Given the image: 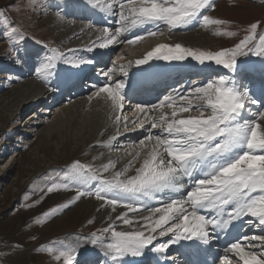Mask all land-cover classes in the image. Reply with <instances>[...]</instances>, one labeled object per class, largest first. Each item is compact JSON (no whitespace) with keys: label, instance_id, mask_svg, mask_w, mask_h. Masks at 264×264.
<instances>
[{"label":"snow or ice","instance_id":"6c2138e0","mask_svg":"<svg viewBox=\"0 0 264 264\" xmlns=\"http://www.w3.org/2000/svg\"><path fill=\"white\" fill-rule=\"evenodd\" d=\"M26 3L31 9L40 7V0H26ZM87 3L118 16L115 23L119 26L114 31L107 26L102 28L101 38L95 42L100 49L120 43L123 34L137 27L158 28L163 24L171 31L195 24L208 27L224 23L205 14L214 8L213 0H87ZM17 24L6 13L0 15V31L9 39L11 34L23 40L25 37ZM258 28L264 31L259 22L251 23L247 34L229 48L204 51L179 43H164L135 61L137 66L151 68L152 61L171 64L191 60L203 68L214 65V76L200 86L188 88L180 84L172 89L175 95H166L156 103L135 105L136 113L146 117L139 120L138 128L147 135L128 153L132 159L122 170L105 177L102 173L115 168L113 162L97 170L77 160L70 166L64 182L47 186L45 195L70 189H75V195L43 213L45 217L68 209L83 197H94L109 218L108 208L112 212L124 211H119L111 223L96 232L87 236L78 234L72 242L62 241L37 251H46L53 264H129V257L133 258L130 264H175V258L168 255L172 244L190 241L208 252L213 240L219 239L218 229L227 236V230L232 227L258 224L262 234L236 238L225 252L237 257L235 264H264V111L261 110L264 109V34L258 35ZM216 34L233 35L232 32ZM147 35L154 36L156 32L149 30ZM141 39L143 36L137 35L127 43ZM51 52L42 71L55 77L49 85L54 91L75 87L77 76L71 69L64 76L55 73L56 61H65L74 68L93 63L91 59L69 60L66 53L56 48ZM249 57L259 59V69L249 66ZM16 59L23 62L24 57L17 52ZM257 72L260 85L254 89L252 74ZM112 74V69L103 73L109 81ZM93 87L96 89L93 96L105 99L115 115L117 134L107 141L111 145L118 142L120 113L126 110L129 84L118 79ZM177 98L183 103H178ZM192 98L203 103L194 104ZM165 109L171 110L170 116ZM193 109L196 115L191 114ZM153 114H158L156 119ZM123 119L126 126L127 118ZM153 129L161 132L154 133ZM184 178L188 179L187 185L182 183ZM144 211L148 215H143ZM116 221L131 230H117ZM158 236L169 238L154 243ZM149 253L156 255L149 259ZM138 257L141 259H135Z\"/></svg>","mask_w":264,"mask_h":264},{"label":"rangeland","instance_id":"374dc122","mask_svg":"<svg viewBox=\"0 0 264 264\" xmlns=\"http://www.w3.org/2000/svg\"><path fill=\"white\" fill-rule=\"evenodd\" d=\"M80 1L40 0V7L31 9L26 0H0V15L6 13L9 18L17 21V27L25 37L21 40L18 36L9 34L11 37L9 39L0 31V264H53L51 256L46 251H37V249L41 247L47 249L54 244L59 245L62 241L72 242L78 234L87 236L111 223L118 210L124 211L117 209V212H112L111 208H108L109 218L104 209H100V202L94 197H83L62 212L49 217L42 215L75 195V189L67 192L61 190L60 194L45 195L47 186L51 183L64 182V177L74 161L91 164L94 169L99 170L104 164L109 163L105 161V155L102 153L106 147L111 150L115 168L102 175L110 177L112 172L122 170L127 165L128 159L125 157L133 151L131 149L135 148L139 141L137 139L139 135L134 134L139 121H135L127 122L126 126L120 125L118 129L120 134L132 131L129 141L96 146L94 139H98L99 136L94 132L99 126L100 131L104 133L110 130L117 132V129L114 123H105V118H110L109 116L103 117L101 125L98 123L95 129L88 126L91 104L87 105V102L81 109L83 111L80 112L81 117H77L78 103L83 98L93 95L96 90L91 87L94 83L89 80L95 78L94 80L108 81L103 73L112 69L116 76H111V79L129 81L130 72L128 70L126 72L125 68L132 66L134 59L130 58L132 56L128 50L140 48L139 53H146L149 42H151L150 46L152 42L170 45L179 43L195 50L217 51L232 47L242 39L251 23L259 22L264 26V0H213L214 8L205 14L223 21L222 25L204 27L198 24L188 30L171 31L164 26L152 30L156 35L145 36L146 39L144 37L141 43H125L119 46L114 54L105 57L106 61L98 63L102 64L104 70L94 68L88 71L83 78L81 87L83 90L78 91L79 95H74L75 92L70 89H64V95L57 96L49 86L52 81L42 71L43 63L52 55L51 49L56 48L58 52L66 53L69 60L85 61L89 59V54L93 50V48L92 50L80 48L77 44L80 40L79 35L71 36L69 33L70 29L75 30L71 24L74 20L70 14L77 13L73 9ZM81 21L85 23L81 19L75 20V22ZM91 29L95 28L91 26ZM217 32H232L233 35H218ZM257 32L258 35L264 34L262 28H258ZM68 49H73L74 52L68 53ZM17 52L24 57L23 62L17 61ZM248 60L249 66L260 67L257 57H249ZM60 67L62 76L66 75L69 69L74 68L65 61ZM84 67H87V63L80 68ZM125 73H128L127 76ZM213 76L214 73L209 77H191L184 80H187L188 88H191L206 83ZM28 82H31L35 88H23ZM184 93H187V89ZM47 99L49 102H45ZM192 99L194 104L203 103L195 98ZM177 102L183 103L179 98ZM46 104L50 105L46 108L47 111L43 112L42 108L47 107ZM58 108H63L65 113H71L73 110L72 115H68L65 120L59 119L56 116ZM255 108L253 106L254 110ZM165 111L170 116L171 110L165 109ZM191 114L196 115V110L193 109ZM51 124L56 127H51ZM103 137L104 135L101 139ZM98 155L102 158V162L94 159ZM87 203L95 207L93 212ZM98 209L100 211H97ZM129 215L133 214L129 213ZM38 220L42 222L38 223ZM257 227L260 226L257 224ZM116 229L131 230L122 228L121 221H116ZM160 238L161 241H166L169 237L158 236L157 242ZM220 259L223 263L231 264L229 255H221ZM221 261L218 259L217 262Z\"/></svg>","mask_w":264,"mask_h":264},{"label":"bare ground","instance_id":"6f19581e","mask_svg":"<svg viewBox=\"0 0 264 264\" xmlns=\"http://www.w3.org/2000/svg\"><path fill=\"white\" fill-rule=\"evenodd\" d=\"M83 4L84 6H78L79 4ZM54 7V6H53ZM73 11L75 12H77L76 14H73V13H71L70 14V16L72 17V20H74V22H71V24L74 26V28H75V30H71L70 29V34H71V36L72 35H74V34H76V35H79L78 37H80V40L77 42V44L79 45V47L80 48H83V47H85V48H93V50L92 49H90V50H92L91 52V56H90V58L89 59H91L92 61H93V63H95V65L93 66L94 68H97V69H102V70H104L105 68H102V64H100V65H98V64H96V63H98V62H100V61H104V58L105 57H109V56H111L112 54H114L115 52H116V50L118 49V47L119 46H121V45H123V44H125V43H127V40H129V39H133L135 36H137V35H141V36H143V38L146 36H148L149 37V35H147V32H148V29H149V27L150 26H142V27H137V28H135L134 30H132V31H130V32H128V33H125V34H123L119 39H120V43H115V44H113V45H111L109 48H107V49H100L99 47H98V45H95V42L97 41V39L98 38H101V30H102V28L103 27H110V29L112 30V31H114L115 30V28L117 27V26H119L118 24H116L115 23V21L118 19V16H113V15H111L109 12H106V11H103L101 8H96V7H93V5L92 4H89V3H87V0H81L80 2H77L76 3V5H75V7H74V9H73ZM70 18V17H69ZM79 19H81V20H84L85 21V23H82V21L81 22H75V20H79ZM66 22H67V20H65ZM196 25H198V24H195V25H191V26H188V27H185V28H178V29H187L188 30V28H191L192 26H196ZM61 26H63V25H61ZM91 26L93 27V28H95L94 30H90V28H91ZM164 26H167V25H163V24H161L158 28H161V27H164ZM64 27H66V26H64ZM63 27V28H64ZM168 27V26H167ZM62 28V29H63ZM155 25L152 27V28H150V30L152 31V30H155V29H158ZM186 31V30H185ZM73 32V33H72ZM143 32H146V33H143ZM177 32V31H176ZM182 32H184V31H182ZM175 33V32H174ZM180 33H181V31H180ZM179 33V34H180ZM175 35H178V34H176L175 33ZM184 35V34H183ZM173 36H174V34H173ZM179 36V35H178ZM146 37H145V39H146ZM176 37V36H175ZM186 37V36H185ZM182 38V37H181ZM79 39V38H78ZM140 41H142V39L140 40ZM140 41H138V42H140ZM147 42V41H146ZM141 43V42H140ZM150 43L151 42H149V44H148V48L146 49L147 50V52L148 51H150L153 47H155V46H157V45H159V43L158 42H156V43H153L152 42V45L150 46ZM161 44V43H160ZM95 45V46H94ZM141 45V44H140ZM215 47V46H214ZM127 50V49H126ZM121 51V50H120ZM129 52H130V54H131V56L132 57H130V58H132V59H134L133 60V64H132V66L129 68H126L130 73H131V75L133 74V75H137V76H140V75H153L154 73H159V72H161L162 70H164V69H166V68H171V67H174V66H176V65H179V63H176V62H173V63H171V64H168V63H166V62H162V61H152L151 62V64H152V67L151 68H149L147 65H143V66H137L136 64H135V61L137 60V59H140V58H142L146 53H143V52H141V53H139V51H140V48H136V49H134V50H128ZM90 55V54H89ZM88 55V56H89ZM120 56V55H119ZM88 59V60H89ZM63 61H56V64H57V67L55 68V73H58L60 76H61V67H60V64L62 63ZM93 63H87V65H89V68L90 67H92V64ZM194 63L195 64H197L196 66H193L196 70H194L195 72H200V71H202V68L200 69L199 67H200V65L197 63V62H195L194 61ZM107 64V63H106ZM125 65V64H124ZM180 67H183V66H187V64H182V65H179ZM211 66H214V65H211ZM255 66V65H254ZM92 67V68H93ZM126 67H127V65H126ZM197 68H199V69H197ZM84 69H86V68H73L71 71L72 72H74V73H77V75H78V72H81V74H83L84 75ZM96 69V70H97ZM148 70V71H147ZM205 70V69H204ZM147 71V73H145L144 74V72H146ZM142 73V74H141ZM83 75H81V77L83 76ZM112 76H116V74L115 73H113L112 74ZM78 76H76V78H77ZM117 77H119V76H117ZM143 77H145V76H143ZM47 78L48 79H50L51 81H52V83L54 82V80H55V77L54 76H48L47 75ZM113 79H115L116 80V78H112L111 79V81L113 80ZM185 78H182L181 80H180V82H186V80H184ZM186 79H188V78H186ZM96 81V80H95ZM111 81H100V84L99 85H103V84H105V83H109V82H111ZM114 81V80H113ZM125 82L126 83H128V81L127 80H125ZM135 82H137V81H135ZM130 85V84H129ZM93 86V85H92ZM23 88H25V89H31V88H35L34 86H33V84L31 83V82H28V83H25L24 85H23ZM77 88V87H76ZM94 88V87H93ZM175 88H177L176 86H175ZM175 88H170V89H175ZM24 92V91H23ZM56 93H57V96H63L64 95V90H61V91H55ZM172 92V91H171ZM174 93V92H173ZM77 95H79V93L77 94ZM90 97H92L91 99H90ZM51 99V98H50ZM49 99V100H50ZM157 99H159V98H156V99H154L153 97H151V100L150 101H148L149 100V98H146L145 99V103H149V104H151V103H155L156 101H157ZM80 101V100H79ZM45 102H48V99L45 101ZM87 102V105L88 104H91V106H90V111H89V113H88V116H89V120H87V122H88V126H92V127H94V129H95V125H97L98 123H100V125H101V122H102V118L103 117H105V116H109L110 118H105V120H106V124H112V123H114V127H116V129H117V126L115 125V115H114V113H113V111H112V109H111V107H110V104L108 103V102H106V100L105 99H103V98H100V97H94L93 95H91V96H88L86 99L85 98H83L82 99V101H80V103H78L79 105H78V108H76V109H78V111L77 110H75V111H77L78 112V115H77V117H81V114L82 113H80V112H83V111H81V109H83V107H84V104ZM126 102H127V100L125 101V105H126ZM76 105V104H75ZM132 106L131 107H135V103H132L131 104ZM15 107V106H14ZM76 107V106H75ZM127 107H129V104H127L126 106H125V109L127 108ZM68 108V107H67ZM66 108V109H67ZM86 108V107H85ZM85 108H84V110H85ZM88 108V107H87ZM96 108V109H95ZM43 109V112H46L47 111V109L46 108H42ZM59 110L56 112V116L59 118V119H67V117H68V115H72V112H73V110H72V112L71 113H65V110L63 109V108H58ZM68 111V110H67ZM40 113V112H39ZM75 114V113H74ZM120 115L122 116V120H121V123H120V125H125V121H124V117H126L127 118V122H132V123H134L135 121H139V120H141V119H146V117L143 115V114H137L136 113V111H135V109H133L132 110V108L130 109V108H127L126 109V111H125V114H123L122 115V113H120ZM156 116V117H155ZM157 116H158V114H153V119H156L157 118ZM71 117V116H70ZM69 119V118H68ZM51 127H53V128H55L56 126L55 125H53V124H51ZM146 127H149V125H146ZM101 130V128H100V126H99V128L94 132V133H97V136H99V138L98 139H94V142H95V144H96V146L97 147H99V146H103V145H105L104 143H107V141L110 139V137L112 136V135H114V134H117V132H114L113 130H110V131H108V132H101L100 131ZM78 131V130H77ZM154 133H159V132H161V129H153L152 130ZM131 134H132V131H129L127 134H120V132L118 131V142H120V141H129L130 140V138H131ZM134 134H138L139 136H138V140H140V139H142L144 136H146L147 135V133L145 132V131H143V130H141V129H139V128H137V130H136V133H134ZM102 135H104V137L101 139V137H102ZM138 143H139V141L136 143V145H138ZM134 148H132L131 150H133ZM104 155H105V161L106 162H113L114 164H115V161H114V158H112V153H111V150L110 149H107L106 147H105V149H103V152H102ZM97 160H100L101 162H102V158H100V156L98 155V156H96L95 157ZM125 158H127L128 159V161L130 160V159H132V156H130V155H128L127 157H125ZM130 173H132V172H130ZM182 183H184V184H188V179L187 178H184V180H182ZM180 194H183V193H180ZM66 198H68V197H66ZM69 199V198H68ZM83 202H84V200H83ZM87 205L90 207V209H91V211L93 210V209H95V207L94 206H91L90 204H88L87 203ZM120 210H118V212H119ZM93 212V211H92ZM143 215H148V213L146 212V211H144L143 213H142ZM131 216H133V215H129V217L130 218H133V217H131ZM122 228H127V229H129L128 228V226L127 225H123V223H122ZM255 228V227H254ZM253 228V230H256V231H252V230H250L249 231V229L248 230H243V231H245V232H241V235L238 237V238H241L242 239V237L244 236V235H247V236H252V235H258V234H262L261 232H260V227H257L256 226V228L254 229ZM217 231H219V229L217 230ZM228 231V236H229V238H227V239H225V231H220V235H219V239H214L213 240V242L211 243V247H212V250L211 251H209V252H212V253H216V252H218L217 253V256H220V255H229L230 257H231V264H235V261H236V259H237V257H235V255L233 254V253H226L225 252V249L227 248V247H229V245H230V243L234 240V232H235V230L233 229V228H231L230 230H227ZM251 232H254L253 234H251ZM235 241V240H234ZM157 241H154V243H156ZM158 242H164V241H161V238H160V241L158 240ZM186 242H188V241H181L180 243H178V244H172L171 245V250L169 251V253H168V255H170V254H172V252L174 253V254H177L178 252H180V246L183 244V243H186ZM89 247H91V245H89ZM174 254H172L170 257H172ZM153 255H156V254H154V253H149V259H151V256H153ZM221 257V256H220ZM135 259H141V258H135ZM178 259H180L179 257H177V260ZM133 260V258H131V257H129L128 258V262H129V264H130V262ZM163 260V258L161 257V261ZM212 260H215L216 261V264H228L227 262H217L218 261V257H214L213 256V258H212ZM177 262H179V261H177Z\"/></svg>","mask_w":264,"mask_h":264}]
</instances>
